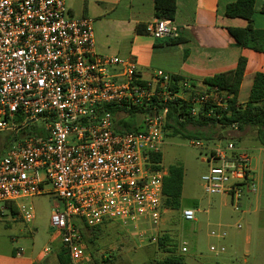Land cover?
I'll return each mask as SVG.
<instances>
[{
	"label": "built area",
	"instance_id": "2783aa9c",
	"mask_svg": "<svg viewBox=\"0 0 264 264\" xmlns=\"http://www.w3.org/2000/svg\"><path fill=\"white\" fill-rule=\"evenodd\" d=\"M174 31L165 18L146 25L154 39ZM173 85V76L162 70L143 80L136 63L99 53L92 19L72 15L63 0H0V132L17 140L0 154L1 213L16 211L32 221L35 212L26 201L54 195L51 227L61 233L71 264H91L83 225L157 224L166 211L167 172L154 157L163 153L169 104L185 100L194 117L206 108L207 116H215L227 100L226 92L186 78L177 89ZM113 109L136 110L141 129L119 130ZM38 121L43 127L19 137ZM195 146L207 151L204 191L241 206L256 190L250 153L232 141ZM196 215L183 211L188 221ZM211 235L225 238L227 231Z\"/></svg>",
	"mask_w": 264,
	"mask_h": 264
},
{
	"label": "rangeland",
	"instance_id": "374dc122",
	"mask_svg": "<svg viewBox=\"0 0 264 264\" xmlns=\"http://www.w3.org/2000/svg\"><path fill=\"white\" fill-rule=\"evenodd\" d=\"M128 116L127 113L120 112L116 121ZM35 125L43 127L44 123L38 121L29 124L22 129L19 137L37 132ZM186 132L195 136L201 133L206 137L173 136L167 130L161 162L166 172L171 165H180L185 170L180 208L166 209L157 224L140 225L138 229L119 223H107L87 231L85 241L91 264H158L169 255L166 251L169 248H173L176 255H182L185 264H264V214L256 211L254 206L248 210L243 203L245 198L241 206H235L229 198L207 194L201 180L209 170V164L205 161L207 151L195 146V141L202 142L204 146L232 141L245 149L260 143L255 129L249 127L244 134L237 128L222 130L219 127L188 126ZM16 141L13 133L0 132V154ZM48 188L51 186L47 185ZM223 200L227 204L224 207L226 220L219 224L215 214ZM26 202L33 206L35 219L26 221L19 212L13 217L5 212V216L0 218V243L9 246L11 238L16 236L21 239L20 246L24 248L40 252L48 247L45 263L54 264L53 254L50 253L53 251L55 254L62 247L61 233L51 227L56 199L52 194H44ZM186 209L197 211L195 220L188 221L183 217ZM12 218L16 222H10ZM239 224L241 228H238ZM223 230L227 231L225 238L211 235L212 231ZM166 235L170 240L164 248L159 241ZM212 246L224 247L225 251L213 252ZM183 247L187 248L186 252H183Z\"/></svg>",
	"mask_w": 264,
	"mask_h": 264
},
{
	"label": "crops",
	"instance_id": "0c3cea01",
	"mask_svg": "<svg viewBox=\"0 0 264 264\" xmlns=\"http://www.w3.org/2000/svg\"><path fill=\"white\" fill-rule=\"evenodd\" d=\"M63 1L72 15L92 19L99 53L136 63L143 80H151L156 71L162 70L204 86L206 78L234 70L239 60L245 58L246 69L238 96L245 106L255 75L264 73V52L238 46L230 32V29L249 25L246 19L225 14L227 5L237 0H176V15L171 21L174 35L161 39H154L146 32L147 23L157 18L154 0ZM263 7L264 0L255 1L253 25L258 30H264ZM119 70L114 68L112 72ZM248 128L241 133L245 134ZM255 132L259 139L258 131ZM245 149L251 155L256 190L249 193L243 203L248 210L254 206L264 214V144L260 141ZM226 206V202L221 201L215 214L219 224L226 220ZM0 216L3 218L5 214L0 211ZM10 220L16 222L15 218ZM11 240L9 246L0 243V264H46L48 247L36 252L20 246L21 239L16 236ZM58 253V249L55 254L50 253L54 264H60Z\"/></svg>",
	"mask_w": 264,
	"mask_h": 264
},
{
	"label": "trees",
	"instance_id": "16d2710c",
	"mask_svg": "<svg viewBox=\"0 0 264 264\" xmlns=\"http://www.w3.org/2000/svg\"><path fill=\"white\" fill-rule=\"evenodd\" d=\"M155 13L157 18H165L169 21L175 19L177 4L176 0H154ZM256 0H237L227 5L225 14L228 17H239L246 19L249 25L242 29H230V32L238 46L250 48L255 51L264 52V30H258L253 25L254 4ZM264 12V7H263ZM246 59L241 58L237 67L229 72L219 73L204 80V85L209 88H218L227 93L226 105L223 108L215 109V116H207L205 111L199 117L191 113V104L188 101L176 99L169 104V115L166 130H170L173 136L184 135L187 137H206L203 134L195 136L186 132L188 126L194 127H219L220 129L234 128L240 132L250 127L258 131L259 139L264 144V73H257L251 89L249 99L245 106L239 102L238 96L244 79ZM184 79L180 76H173V88L177 89V82ZM114 114L119 110L113 109ZM139 114V113H138ZM128 118L116 121L121 131L136 132L141 129V116L136 110L129 111ZM218 115V116H217ZM130 119V120H128ZM163 153L155 155L154 160L161 164ZM157 168H161V165ZM185 170L180 165H171L164 177V208L170 210L179 209L184 186ZM15 214V213H14ZM98 227L83 225L81 232L84 240L87 239V231ZM170 237L164 236L160 239V246L166 247ZM86 242V241H85ZM169 255L158 264H185L182 255H176L174 249H166ZM58 259L60 264H69L70 257L62 245Z\"/></svg>",
	"mask_w": 264,
	"mask_h": 264
}]
</instances>
